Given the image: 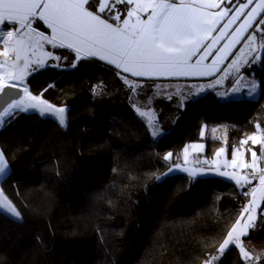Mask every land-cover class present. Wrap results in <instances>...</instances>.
<instances>
[{"label": "trees", "instance_id": "1", "mask_svg": "<svg viewBox=\"0 0 264 264\" xmlns=\"http://www.w3.org/2000/svg\"><path fill=\"white\" fill-rule=\"evenodd\" d=\"M262 18L264 11L207 78L137 77L49 46L60 59L35 67L25 86L65 107L66 126L32 109H14L0 125L10 165L0 189L22 213L0 208V264H204L242 215L253 183L171 170L188 143H205L199 158L222 147L233 157L255 125L264 130ZM253 82L257 96L237 94ZM169 152L173 159H164ZM243 242L253 260L231 246L214 264H264L261 214Z\"/></svg>", "mask_w": 264, "mask_h": 264}, {"label": "snow or ice", "instance_id": "2", "mask_svg": "<svg viewBox=\"0 0 264 264\" xmlns=\"http://www.w3.org/2000/svg\"><path fill=\"white\" fill-rule=\"evenodd\" d=\"M117 4H132L133 8L131 10L124 8L118 11L116 9ZM184 7L191 6H177L174 3L165 2V0H160V2L153 0L151 3H139L137 0H0V24L8 22L12 27L19 26L16 31H7L4 36L2 42L3 50L0 51V56H3L5 60L0 67L8 66L10 52L15 54V61L18 62L21 59V51L24 46L23 37L27 33L20 30L27 29L31 34L38 36V45L40 41H46L57 47L73 49L76 53H82L85 57L99 56L100 59L106 60L134 76L212 74L203 71L197 72L188 68V60L199 50L201 21L199 16L195 14L197 11L195 8H192L190 14H182L181 9ZM208 7H219V5L211 4ZM246 7L247 5L241 6L240 14H243V9ZM148 8L153 11L146 21H142L139 12L146 11ZM121 13L127 17V19L122 21L123 27H114L112 23L107 22L109 19L113 20V22L120 20ZM227 14V10H222L217 15L222 19ZM133 17L136 22L130 23ZM236 19H238V16H233L228 23L231 24ZM36 20L46 23L47 27L52 30L51 37L36 32L35 29L31 28V25ZM250 26L251 24L246 22L245 25H241V28L246 30ZM224 34L226 33H222L221 36L213 39L212 42L215 43L216 40L222 39ZM254 39L255 36L253 35L250 43L254 42ZM57 41L58 44L56 43ZM48 58L60 59V57L52 56L51 53L48 54ZM77 58L81 57L78 55ZM203 58L201 57V59ZM36 64L37 69H34V71L44 64V60H38ZM73 66H75V63H73ZM11 67L15 69L17 65L13 63ZM28 67L29 64L26 62L23 68L19 69L20 75L6 73V80L9 78L12 80L23 79L24 71ZM233 67L239 71L238 64ZM6 80L0 81V92L3 91V88L15 87V85L8 84ZM125 82L132 88L139 86L127 81V79ZM49 87H52V85H49ZM96 87L99 88L100 85ZM257 87V83L253 82L251 91L247 95H254ZM24 93L26 100L10 104L8 111L11 109H21L23 111L38 109L41 114H54L58 118L59 123L62 126H66L65 107L49 103L42 98L43 93L34 96L28 92L27 88L24 89ZM137 111L139 110L137 109ZM5 114H8V112L6 111ZM139 114L141 116L149 115L146 112H140ZM2 124L3 120L0 119V125ZM206 128V125H202L201 135L204 134ZM255 129L256 131L253 135L247 136L241 141V147L248 145L249 141L252 144H259L262 147L261 155L264 156V130H260L259 124L255 125ZM215 131L216 129H213V132ZM159 132V127L153 125V135H158ZM203 147L202 144L189 145L183 152L186 157L189 148L202 151ZM224 151V148H221L216 155L220 156ZM248 151L253 158H256V152L252 151L251 148ZM237 152H239V149H237ZM164 159H173V154L171 152L167 153ZM205 163L208 162L205 161ZM236 166V159H233L231 164L228 165V167ZM240 166L255 169L256 159H253L251 163H245ZM9 167L5 151L0 149V176L7 175ZM185 171H188V169H185ZM192 174H196L194 170ZM221 175L230 176L236 180L237 184L251 183L247 175L241 177L237 173L228 172L221 173ZM253 177H255V172ZM259 180L260 184L264 186V175H260ZM256 191L253 190L250 193L253 199L241 209L242 215L240 218L226 233L225 238L219 243L215 252L204 261V264H214V262L219 261L225 251L229 250L230 246L238 248L242 261L253 260L251 251L245 247L241 237L247 236L248 229L255 227V210L258 207L255 198ZM0 194H2V189H0ZM0 208L6 209L16 218L22 219V213L17 210L7 196L0 200ZM244 213H247L246 219L243 215ZM261 216L264 217V210L261 211ZM260 258V255H257L255 260L259 261Z\"/></svg>", "mask_w": 264, "mask_h": 264}, {"label": "crops", "instance_id": "3", "mask_svg": "<svg viewBox=\"0 0 264 264\" xmlns=\"http://www.w3.org/2000/svg\"><path fill=\"white\" fill-rule=\"evenodd\" d=\"M139 3H151L153 0H137ZM155 2H160V0H155ZM165 2L174 3L177 6L185 5L191 7H184L181 9L182 14H190L192 12V8H195L196 15L199 16L201 25L199 31V50L195 52V55H192L191 58L188 60V68L193 69L197 72H210L212 74L209 75H157V76H137L143 78H207L216 75L223 65L229 60L233 52L239 46L241 41L247 36L249 31L252 29L256 21L261 16L262 12L264 11V0H165ZM211 4H218L219 7H208ZM242 5H247L246 8L243 9V14H240V8ZM123 8H127L131 10L133 8L132 4L124 5ZM222 10H227V16H224L222 19L218 13H221ZM152 9L148 8L146 11L139 12L140 19L142 21H146L151 13ZM233 16H238L233 23L229 24L228 21L232 19ZM127 19V17L123 16L121 13V20L120 22L109 19L107 22L112 23L114 27H123L122 21ZM135 18L133 17L130 23H135ZM246 22L250 23L251 26L247 27L246 30L241 28V25H245ZM227 25V27H225ZM41 26L47 27L46 23L36 20L32 25L31 28L35 29L36 32L43 33L46 36L51 37L52 30L47 27V29H42ZM18 25L12 27L8 22L4 24H0V34H6L7 31L12 30L16 31L18 29ZM25 29L20 30L23 32ZM222 33H226L223 35L222 39L216 40L213 43V39L221 36ZM58 44V41L56 42ZM54 46L52 44L47 43L46 47ZM73 50V49H72ZM74 51V50H73ZM76 53V52H75ZM79 56H83L82 53L78 54ZM85 57V56H84ZM86 57H96L99 56H86ZM201 57H204L201 59ZM100 59V58H99ZM106 61V60H104ZM199 61V63H197ZM108 62V61H107ZM112 64V63H111ZM0 65L2 63L0 62ZM114 65V64H113ZM0 69H2L0 67ZM33 69V68H32ZM218 69V70H217ZM122 70V69H121ZM3 72V70H1ZM128 73V72H127ZM131 74V73H129ZM132 75V74H131ZM134 76V75H133ZM6 81L15 82L12 79H7ZM23 85V84H22ZM203 145V150H193L189 148L188 154L185 157L183 152L182 161L178 164L179 167L184 166L188 167L187 173L192 176L198 175H218L216 174L217 170L222 169L227 172L231 173H245L249 178V171H258L264 166V156L261 155L262 147L259 144H252L249 141L248 145H244L239 149V152L235 154L233 157H228L227 151L224 147V152L217 156L216 154L211 158H200L199 162H192L194 161L193 158L198 157L200 153H202L205 149V143L203 141H195L188 143L186 147L189 145ZM184 148V149H185ZM251 148L252 151L256 152V158L251 156V153L248 149ZM221 149V148H220ZM219 149V150H220ZM218 150V151H219ZM217 151V152H218ZM216 152V153H217ZM258 158V159H257ZM236 159L237 166L236 167H228L231 164L232 160ZM253 159H256V167L253 168H244L240 165L245 163H251ZM207 161L208 163H205ZM222 166V168H220ZM193 170L195 171V175L192 174ZM249 180L251 183L252 181L250 178ZM260 182V181H259ZM258 182L256 187H261L262 185ZM254 186L250 188L251 192L253 191Z\"/></svg>", "mask_w": 264, "mask_h": 264}, {"label": "rangeland", "instance_id": "4", "mask_svg": "<svg viewBox=\"0 0 264 264\" xmlns=\"http://www.w3.org/2000/svg\"><path fill=\"white\" fill-rule=\"evenodd\" d=\"M116 9L118 11L120 9H124L123 8V4H117L116 5ZM120 20H116V21L120 22ZM23 32H25L27 34L24 35V37H23V39H24V46H23V50L21 51V59L18 62L15 61L14 60L15 54L10 52V55L8 57V66L7 67H1L2 69H0V81H5L6 80V73H13L15 75H20L19 69L23 68L24 64L27 62L29 64V67L24 71L23 79H21V80H14L16 82H19V83L25 85L26 84V80H27L28 76L30 75L31 71L35 67H37L36 61H38V60H44V64L42 66H39V67H44V66H46L48 64V62L50 60V58H48V54L49 53H51L52 56H54V57H58L48 47H46V44H47L46 41H40L39 42V45H38L37 44V41L39 40L38 36L31 34L27 29H25ZM4 36H5V34H0V51L3 50V43L2 42L4 40ZM4 60H5V58L3 56H0V62L2 63V65L4 63ZM13 63H15L17 65V67L15 69L11 67V65ZM1 70H3V72H1ZM247 93H240V91H237V94H239V96H241V97L242 96H247V97H255V96H257V93H254V95H252V96L247 95ZM43 115H50V116H54L55 118H57L52 113H44ZM65 115L67 116V109H66ZM147 122L150 124L151 127H153V123H152L151 120L147 119ZM193 160L194 161H192V162H196L197 163V162L200 161V158L199 157H195V158H193ZM220 168H222V166H220ZM176 169H178V170H176ZM185 169H188V167L187 166L186 167H184V166L176 167L175 166V167L172 168L171 171H173V172L174 171L189 172V171H185ZM258 171H255V170L252 171L251 170V171L248 172L249 177H251V175L255 172V179L252 180V181H255L253 183V186H254V189L253 190H257L256 191V195H255V198H256V201H257V205H258V207H256V210H255L256 221L259 218V216L261 214V211L264 210V186L256 187L255 188V185H258V182L260 181L259 178H256L257 177L256 176L257 175L256 172H258ZM216 172H217L216 174H219V176H222V177H225V178H229V179L235 180V179L231 178L230 176L221 175V173H224V172H227V171H224L222 169H219ZM228 173H231V172H228ZM236 173L238 174V176H241V177L242 176H245V173H239V172H236ZM3 176L4 175L0 176V179ZM244 184H247V183H242L241 185H244ZM251 187H252V185H251ZM249 193H251V190L249 191ZM3 198H4V195L0 194V200H2ZM252 199H253V197L251 195H249V197L246 198V200L244 201V206L248 205L249 202ZM4 210L6 212H8L6 209H4ZM243 215H244V217L246 219L247 218V213H244ZM241 223H243V221H241ZM249 231H250V229H248V233H249ZM243 237L244 236L241 237V240L242 241H243Z\"/></svg>", "mask_w": 264, "mask_h": 264}, {"label": "water", "instance_id": "5", "mask_svg": "<svg viewBox=\"0 0 264 264\" xmlns=\"http://www.w3.org/2000/svg\"><path fill=\"white\" fill-rule=\"evenodd\" d=\"M6 82L10 85H15V87L3 88V91L0 92V119L2 120H4L7 117V115L14 110L11 109L10 111H8L10 104L16 103L20 100H26L24 89L25 88L28 89V87L22 85L21 83H15L10 81H6ZM32 110H38V109H32ZM6 111L8 112V114H5Z\"/></svg>", "mask_w": 264, "mask_h": 264}, {"label": "built area", "instance_id": "6", "mask_svg": "<svg viewBox=\"0 0 264 264\" xmlns=\"http://www.w3.org/2000/svg\"><path fill=\"white\" fill-rule=\"evenodd\" d=\"M183 1H185V0H183ZM256 178H259V176L260 175H264V167L262 168V169H260L258 172H256ZM251 180H254L255 179V177H253V174L251 175V177H249ZM249 193V192H248Z\"/></svg>", "mask_w": 264, "mask_h": 264}]
</instances>
